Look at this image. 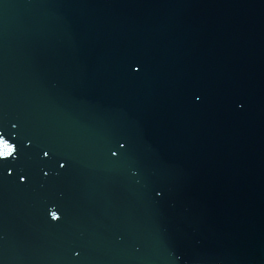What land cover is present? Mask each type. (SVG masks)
Listing matches in <instances>:
<instances>
[{"label":"water","instance_id":"95a60500","mask_svg":"<svg viewBox=\"0 0 264 264\" xmlns=\"http://www.w3.org/2000/svg\"><path fill=\"white\" fill-rule=\"evenodd\" d=\"M0 141V264H264V0H0Z\"/></svg>","mask_w":264,"mask_h":264},{"label":"snow or ice","instance_id":"6c2138e0","mask_svg":"<svg viewBox=\"0 0 264 264\" xmlns=\"http://www.w3.org/2000/svg\"><path fill=\"white\" fill-rule=\"evenodd\" d=\"M0 144H3L2 141H0ZM3 147L6 148V151H0V155H7V156H12L13 152H14V148L13 147H9L7 144H3ZM53 219H58V217H56V214L53 213L52 214Z\"/></svg>","mask_w":264,"mask_h":264}]
</instances>
